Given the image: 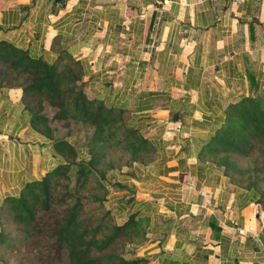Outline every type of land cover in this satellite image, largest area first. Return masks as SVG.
<instances>
[{
  "label": "crops",
  "instance_id": "1",
  "mask_svg": "<svg viewBox=\"0 0 264 264\" xmlns=\"http://www.w3.org/2000/svg\"><path fill=\"white\" fill-rule=\"evenodd\" d=\"M0 42L46 64L69 54L87 97L125 108L152 144L113 197L119 222L158 220L138 257L264 264V210L195 153L229 105L264 90V0H0ZM31 127L22 90L0 84V213L59 162Z\"/></svg>",
  "mask_w": 264,
  "mask_h": 264
},
{
  "label": "trees",
  "instance_id": "2",
  "mask_svg": "<svg viewBox=\"0 0 264 264\" xmlns=\"http://www.w3.org/2000/svg\"><path fill=\"white\" fill-rule=\"evenodd\" d=\"M0 79L1 85L22 90L32 130L52 141L59 158L52 170L29 183L20 196L6 200L0 213V264L11 255L20 257L18 264H148L141 257L126 259L112 248L119 239L140 245L156 232L158 220L138 211L113 223L108 211L97 214L94 207H85L90 203H97V209L104 206L108 171L136 166L143 170L153 160L155 149L129 123L127 110L88 98L80 63L67 53L46 64L0 42ZM45 105L54 110L50 119L45 116ZM54 121L67 128L64 137L55 138V129L49 126ZM71 124L90 130L83 148L86 157L67 139ZM208 131L196 143L198 162L220 171L230 184L253 195L264 210V90L252 85V91L229 105ZM89 183L96 192L86 200L89 196L85 199L83 192ZM172 222L169 219L162 225L170 231ZM213 227L215 232L220 230ZM158 264H206V259L178 260L166 254Z\"/></svg>",
  "mask_w": 264,
  "mask_h": 264
},
{
  "label": "rangeland",
  "instance_id": "3",
  "mask_svg": "<svg viewBox=\"0 0 264 264\" xmlns=\"http://www.w3.org/2000/svg\"><path fill=\"white\" fill-rule=\"evenodd\" d=\"M47 117L49 118L50 116L52 117L54 110L52 108H50L48 105L46 106V111H45ZM50 117V118H51ZM52 124V128L55 129L54 131V136L55 138H62L65 136L67 128L62 127L61 126V122H57L54 121L51 123ZM70 130V134L67 137L68 141H70L73 146L78 149L79 151H83L84 149V145L87 142L86 140V136L90 134V130H87L85 127H80V124H71V126L69 127ZM85 155V152H82V156ZM87 155H85L86 157ZM113 158V157H112ZM137 169V170H136ZM131 173L130 175H132V173H141V169L139 168V166H136L135 169H128L125 167H122L120 169L115 168L113 170H110L107 172L108 175V187H107V193H106V200L104 202V206L101 209H97V203L95 204H88L85 205L86 210H93V207L95 208V212L97 214H102L104 211H108L109 216L111 217V220L113 223L115 222V220L117 222H119L120 220L116 219L115 214V207H116V202L113 199V197H115L114 195H119V194H115L117 192H123L126 189H121L119 190L118 186H115V181L117 183H119L117 181V178H121L122 174L128 172ZM58 191L61 190L60 187H58L57 189ZM96 192V190L92 189V184L89 183L88 184V188L86 191L83 192V197H88L86 200L90 199V195L94 194ZM85 201V200H84ZM120 213H122V211H119ZM123 214V213H122ZM135 246H133L132 244H130L129 242L123 241L122 239H119L115 245L113 246V250L116 252H119L124 258L126 259H131L134 257H138L137 253L138 250L136 251V249H134ZM20 260L19 256H14L11 255L10 258L6 259L4 262L5 264H18ZM25 264H32L30 262H26Z\"/></svg>",
  "mask_w": 264,
  "mask_h": 264
},
{
  "label": "water",
  "instance_id": "4",
  "mask_svg": "<svg viewBox=\"0 0 264 264\" xmlns=\"http://www.w3.org/2000/svg\"><path fill=\"white\" fill-rule=\"evenodd\" d=\"M64 2V0H54L55 4H62Z\"/></svg>",
  "mask_w": 264,
  "mask_h": 264
},
{
  "label": "built area",
  "instance_id": "5",
  "mask_svg": "<svg viewBox=\"0 0 264 264\" xmlns=\"http://www.w3.org/2000/svg\"><path fill=\"white\" fill-rule=\"evenodd\" d=\"M228 1H235V2H237L238 0H228ZM255 1H259V0H255Z\"/></svg>",
  "mask_w": 264,
  "mask_h": 264
}]
</instances>
